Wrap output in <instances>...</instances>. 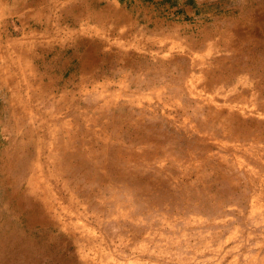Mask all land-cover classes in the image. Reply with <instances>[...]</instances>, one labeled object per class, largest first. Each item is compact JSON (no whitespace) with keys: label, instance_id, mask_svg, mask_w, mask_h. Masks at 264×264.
Masks as SVG:
<instances>
[{"label":"rangeland","instance_id":"1","mask_svg":"<svg viewBox=\"0 0 264 264\" xmlns=\"http://www.w3.org/2000/svg\"><path fill=\"white\" fill-rule=\"evenodd\" d=\"M248 1L103 0L99 66L52 73L21 50L49 37L0 0V210L19 148L73 264H264V16L242 19ZM66 150L90 179H69Z\"/></svg>","mask_w":264,"mask_h":264},{"label":"bare ground","instance_id":"2","mask_svg":"<svg viewBox=\"0 0 264 264\" xmlns=\"http://www.w3.org/2000/svg\"><path fill=\"white\" fill-rule=\"evenodd\" d=\"M23 4L28 9L20 21L23 19V24L35 27L33 30L41 31L50 40L47 45L33 43L30 48L21 47L28 57L43 65L47 63L46 70L52 73L66 67L73 59L79 60L81 71L99 66L104 58L99 28L104 25L109 11L100 5V0H66L61 5L59 0H23ZM245 6L242 19L256 8L264 16V0H249ZM92 20L95 25H91ZM49 80L55 84L52 77L49 76ZM69 140L66 142L72 145L77 143ZM13 152L12 159L3 163L7 166L3 181L5 189L2 186V202L6 208L0 210V264H73V256L67 252V241L60 236L62 227L66 226L64 219L48 196L38 193L39 186L33 176L37 170L28 160L29 155L22 154L19 148ZM79 156L78 159L67 151L62 162L59 161L68 168L70 180H86L92 176L90 170L82 171L90 168L92 163L88 157ZM26 180L28 188L23 186ZM120 189L131 193L129 186Z\"/></svg>","mask_w":264,"mask_h":264},{"label":"crops","instance_id":"3","mask_svg":"<svg viewBox=\"0 0 264 264\" xmlns=\"http://www.w3.org/2000/svg\"><path fill=\"white\" fill-rule=\"evenodd\" d=\"M5 2H8L7 0H4ZM103 0H100V4L101 3H103L102 2ZM11 3H13V4H18L19 6H18V10H20V11H26L28 8H24L23 6H24V4H23V0H10V2H8V4H11ZM0 9H1V7H0ZM30 10H33V7H31L30 8Z\"/></svg>","mask_w":264,"mask_h":264}]
</instances>
